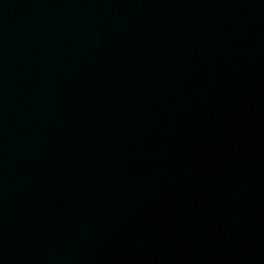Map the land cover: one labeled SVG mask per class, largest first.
<instances>
[{"label": "water", "instance_id": "1", "mask_svg": "<svg viewBox=\"0 0 264 264\" xmlns=\"http://www.w3.org/2000/svg\"><path fill=\"white\" fill-rule=\"evenodd\" d=\"M0 264H264V0H0Z\"/></svg>", "mask_w": 264, "mask_h": 264}]
</instances>
